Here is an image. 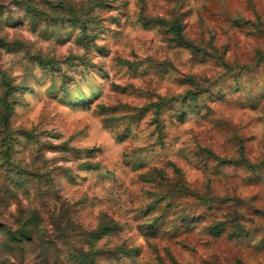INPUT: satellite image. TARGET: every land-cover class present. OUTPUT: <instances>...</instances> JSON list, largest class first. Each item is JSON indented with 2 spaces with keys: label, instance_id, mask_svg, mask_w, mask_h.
Masks as SVG:
<instances>
[{
  "label": "rangeland",
  "instance_id": "obj_1",
  "mask_svg": "<svg viewBox=\"0 0 264 264\" xmlns=\"http://www.w3.org/2000/svg\"><path fill=\"white\" fill-rule=\"evenodd\" d=\"M77 257L264 264V0H0V264Z\"/></svg>",
  "mask_w": 264,
  "mask_h": 264
},
{
  "label": "trees",
  "instance_id": "obj_2",
  "mask_svg": "<svg viewBox=\"0 0 264 264\" xmlns=\"http://www.w3.org/2000/svg\"><path fill=\"white\" fill-rule=\"evenodd\" d=\"M22 237H23V239H27V240L29 239L30 240L31 238H33V233H32V231H26L24 229L20 230L19 234H18V238L16 240H18V242H22L23 241ZM44 257H45V255L43 253H41L39 255V259H42ZM74 259L77 262L80 261L81 262V263L79 262L80 264H94V261H92V260H89V261H87V263H85L84 261H86V259H87L85 257H77V258H74Z\"/></svg>",
  "mask_w": 264,
  "mask_h": 264
}]
</instances>
